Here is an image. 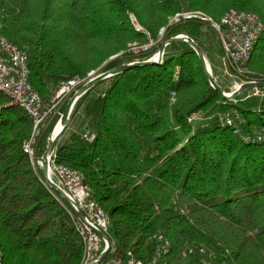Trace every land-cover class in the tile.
<instances>
[{"label": "trees", "instance_id": "16d2710c", "mask_svg": "<svg viewBox=\"0 0 264 264\" xmlns=\"http://www.w3.org/2000/svg\"><path fill=\"white\" fill-rule=\"evenodd\" d=\"M231 7L255 12L264 23V0H0V37L27 52L30 82L49 103L69 79L147 61L164 40L181 34L212 66L214 56L221 61L223 55L217 33L196 21L171 25L170 17L202 10L219 19ZM131 15L146 32L137 30ZM151 41L149 49L133 51L134 44ZM249 68L264 76V31ZM248 94L224 98L196 50L172 41L161 63L125 69L80 96L53 158L84 173L90 200L107 217V260L132 251L150 264L157 250L151 237L162 233L171 242L161 257L167 264H202L201 248L227 264H264V138L258 139L264 96ZM66 104L43 131L39 159ZM231 108L246 119L238 130L218 118ZM33 125L0 92L4 264H80L77 211L46 184L43 168L36 171L24 151ZM85 131L95 139H84Z\"/></svg>", "mask_w": 264, "mask_h": 264}, {"label": "built area", "instance_id": "2783aa9c", "mask_svg": "<svg viewBox=\"0 0 264 264\" xmlns=\"http://www.w3.org/2000/svg\"><path fill=\"white\" fill-rule=\"evenodd\" d=\"M131 20L137 30L146 32L134 15H131ZM186 21L208 24L217 33L223 51L221 57L223 74L229 78L230 85L228 88L232 90V92H227L228 94L238 91L248 83L264 81V76L254 75L255 73L249 68V61L255 45L264 31V23L257 13L231 7L219 19H215L202 10L180 11L170 18L171 25ZM164 30V28L161 30V35ZM181 35L189 37L185 34ZM152 44V41L141 46L135 44L138 47L133 45V51L140 53L142 50L149 49ZM159 53L158 51L151 59L157 60ZM162 61L163 58L160 63ZM210 71L214 77L211 66ZM97 75L99 74L91 71L85 79H69L57 90L49 103H44L40 94L30 82L31 68L27 52L7 37H0V92L6 94L12 104L21 106L33 120L32 133L24 142L23 148L29 155L35 170L38 171L39 168L44 170L47 163V177L55 183L63 195L53 190L61 197L66 198L77 211V214L72 213V215L84 244L80 264H145L142 260L136 258L132 251L128 252L126 258L125 255L118 254L107 260L109 255L105 257V253L109 241L101 235V233H104L108 236L107 217L101 207L95 201L90 200V191L84 182V173L68 165L55 163L53 158L55 150L48 149L42 159H39L36 155V147L43 131L53 118L60 113L61 104L64 101H67V103L71 101L70 117L76 102L82 95L80 89L90 83ZM249 91H252L251 95L264 96V91L260 88ZM60 115L62 116V114ZM193 117H196V115ZM218 118L221 123L235 127L237 130L246 123L245 117L236 108L221 112ZM57 126L58 124L55 125L52 131L51 141L57 134ZM82 137L88 141H93L96 134L85 131ZM263 138L264 130L262 129L258 132V139L262 140ZM47 185L51 187L49 184ZM79 209L83 215L80 214ZM151 240L157 243V250L150 264H167L161 260V257L164 253L170 251L171 242L162 233L152 235ZM201 252L203 253L202 264H227L208 254L206 248H201ZM0 264H4L1 252Z\"/></svg>", "mask_w": 264, "mask_h": 264}, {"label": "water", "instance_id": "95a60500", "mask_svg": "<svg viewBox=\"0 0 264 264\" xmlns=\"http://www.w3.org/2000/svg\"><path fill=\"white\" fill-rule=\"evenodd\" d=\"M172 41H183L186 42L188 44H190L195 50L196 52L199 54V56L201 57L202 61L204 62V66H205V70H206V74H207V78L209 80V82L211 83V85L216 88L221 95L224 98H234L236 96H239L241 94H244L245 92L254 89V88H259L264 86V81L263 82H257V83H248L245 86H243L241 89H239L238 91H235L231 94H228L227 92H225L222 87L218 84V82L215 80V78L213 77V75L211 74L210 71V66H209V62L206 58V56L204 55V53L201 51V49L199 48V46L196 44V42L191 38V37H183V36H176L174 38H169L163 41L162 46L159 49V58L157 60L155 59H149L147 61H143V62H134V63H129V64H125V65H121L118 67H115L114 69L107 71V72H103L100 73L99 75H97L94 79H92L90 81V83H88L86 86L82 87L80 89V93L84 94L89 88H91L93 85H95L96 83L116 74L119 73L125 69H128L130 67H134L137 65H142L145 63H160L161 59L164 56L165 53V47L167 46V44H169ZM116 56L112 57L111 59L115 58ZM70 109H71V101H69V103L66 105V108L61 116V121L63 123V126L58 130L57 134L55 135L54 139L50 142L49 145V149L50 150H55L56 146L62 136V134L64 133L67 125H68V120H69V113H70ZM44 175H45V181L47 184H49L57 193L63 195V193L57 188V186L55 185V183L51 182L50 179L47 177V163L45 164V168H44ZM79 212L81 215H83L82 211L79 209ZM101 235L104 238H107L109 241V246L108 249L105 253V257L108 256L111 252V248H112V242L111 239L109 238V236H107L104 233H101Z\"/></svg>", "mask_w": 264, "mask_h": 264}, {"label": "rangeland", "instance_id": "374dc122", "mask_svg": "<svg viewBox=\"0 0 264 264\" xmlns=\"http://www.w3.org/2000/svg\"><path fill=\"white\" fill-rule=\"evenodd\" d=\"M172 16H173V15H172ZM172 16H171V17H172ZM171 17H170V18H171ZM162 29H163V28H162ZM164 29H165V28H164ZM164 31H165V30H164ZM163 34H164V32H163ZM179 36H182V35H179ZM183 37H184V36H183ZM134 47H138V46H136V45L134 44ZM158 51H159V50H158ZM208 62H209V61H208ZM209 64H210V66H211V63H209ZM212 66H213V68H212ZM212 66H211L212 72H213V69H214V72H215V74H216V75H214L215 79L217 78L216 81H218L219 84L222 85L223 88L227 89L228 86L230 85V83H229V78L223 74L222 64H221L220 58L218 59V56H217V55H215L214 58H213V60H212ZM214 72H213V74H214ZM228 89H230V88H228ZM230 90H231V89H230ZM248 92H249V94H248L247 96H250L251 93H252V91H248ZM62 101H63V100H62ZM68 101H69V100H68ZM67 104H68V103H67ZM67 104H66V105H67ZM62 114H63V113H62ZM60 119H61V117H60ZM60 119H59V120H60ZM60 121H61V120H60ZM60 121H58V123H59ZM70 130H71V129L68 130L67 134L69 133Z\"/></svg>", "mask_w": 264, "mask_h": 264}, {"label": "bare ground", "instance_id": "6f19581e", "mask_svg": "<svg viewBox=\"0 0 264 264\" xmlns=\"http://www.w3.org/2000/svg\"><path fill=\"white\" fill-rule=\"evenodd\" d=\"M58 124V126H57V128H56V133L58 132V130L63 126V123H62V121H60L59 123H57Z\"/></svg>", "mask_w": 264, "mask_h": 264}]
</instances>
